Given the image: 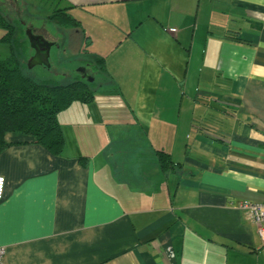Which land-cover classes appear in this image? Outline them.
Here are the masks:
<instances>
[{"label":"crops","instance_id":"0c3cea01","mask_svg":"<svg viewBox=\"0 0 264 264\" xmlns=\"http://www.w3.org/2000/svg\"><path fill=\"white\" fill-rule=\"evenodd\" d=\"M61 3L107 74L60 154L5 134L4 263L264 264V0Z\"/></svg>","mask_w":264,"mask_h":264},{"label":"trees","instance_id":"16d2710c","mask_svg":"<svg viewBox=\"0 0 264 264\" xmlns=\"http://www.w3.org/2000/svg\"><path fill=\"white\" fill-rule=\"evenodd\" d=\"M60 3L61 0L56 1L52 11L45 16L46 20L59 28L80 30L79 21L69 12L71 5L61 6ZM0 28L4 30L0 41L8 44L10 51L7 57L0 58V151L9 144L5 134L16 132L51 153L60 154L65 138L58 113L73 102L89 104L93 101L97 87L104 80L105 59L94 56L85 63L97 69L100 74L97 81L95 77L92 81L78 77L65 84L36 81L22 71L21 55L29 45L24 24L12 21L0 10ZM85 43L88 45L89 41ZM156 152L163 171L173 166L167 153Z\"/></svg>","mask_w":264,"mask_h":264},{"label":"rangeland","instance_id":"374dc122","mask_svg":"<svg viewBox=\"0 0 264 264\" xmlns=\"http://www.w3.org/2000/svg\"><path fill=\"white\" fill-rule=\"evenodd\" d=\"M57 0H0V10L16 23H29L36 32L43 31L54 42L49 54V66L37 64L29 66L33 49L28 45L21 55L22 71L36 81L65 84L81 76V68L89 63L92 55L87 51L84 36L77 29L59 28L46 20L45 16L52 11ZM61 6L62 3H60ZM7 12V13H6ZM77 14V11L75 12ZM28 26H24L25 29ZM170 28V27H169ZM174 28V27H173ZM4 30L0 28V36ZM190 37L191 30L185 31ZM85 50V52H84ZM10 54L8 44L0 41V58ZM86 63V64H85ZM89 75L99 79L100 74L94 66H89ZM115 108H118L114 102ZM77 113V102L59 113L64 121Z\"/></svg>","mask_w":264,"mask_h":264},{"label":"water","instance_id":"95a60500","mask_svg":"<svg viewBox=\"0 0 264 264\" xmlns=\"http://www.w3.org/2000/svg\"><path fill=\"white\" fill-rule=\"evenodd\" d=\"M25 35L29 46L33 49V54L29 60V66L32 67L37 64L49 66L48 58L54 42L47 39L43 34L35 32L31 26L26 27ZM80 71L81 78H86L88 81H92L94 79L87 73L85 66H83Z\"/></svg>","mask_w":264,"mask_h":264},{"label":"built area","instance_id":"2783aa9c","mask_svg":"<svg viewBox=\"0 0 264 264\" xmlns=\"http://www.w3.org/2000/svg\"><path fill=\"white\" fill-rule=\"evenodd\" d=\"M170 31H176L175 28H170ZM5 178L0 175V199L3 196ZM238 206L247 214L248 218L257 226L258 234L262 245L264 246V201L262 202H251V201H240ZM5 249L0 246V264H5L3 256Z\"/></svg>","mask_w":264,"mask_h":264},{"label":"flooded vegetation","instance_id":"af4514ba","mask_svg":"<svg viewBox=\"0 0 264 264\" xmlns=\"http://www.w3.org/2000/svg\"><path fill=\"white\" fill-rule=\"evenodd\" d=\"M24 24V26H30V24L28 23L27 24V22L26 23H23ZM32 27V26H31ZM33 28V27H32ZM34 29V28H33ZM35 30V29H34ZM36 32V31H35ZM39 33H41V34H43L44 36H46V34L43 32V31H41L40 30V32ZM47 38H48V36H46ZM49 39V38H48ZM89 66L88 65H85V68H86V71H87V73L89 74V68H88ZM81 77V76H80Z\"/></svg>","mask_w":264,"mask_h":264}]
</instances>
